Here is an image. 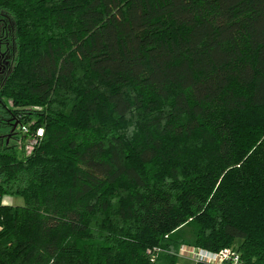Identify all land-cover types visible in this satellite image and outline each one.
<instances>
[{"label":"trees","instance_id":"16d2710c","mask_svg":"<svg viewBox=\"0 0 264 264\" xmlns=\"http://www.w3.org/2000/svg\"><path fill=\"white\" fill-rule=\"evenodd\" d=\"M0 36V264H264V0H0Z\"/></svg>","mask_w":264,"mask_h":264},{"label":"built area","instance_id":"2783aa9c","mask_svg":"<svg viewBox=\"0 0 264 264\" xmlns=\"http://www.w3.org/2000/svg\"><path fill=\"white\" fill-rule=\"evenodd\" d=\"M21 132L25 133L26 128L21 126L19 129ZM41 135V130L38 132ZM29 142V141H28ZM32 142L26 146V150H31ZM184 252H191L192 260H205L212 264H221L225 261H230L232 263L239 262V256L232 249H223L219 252H210L203 249L192 248L188 246H183L180 249L179 255L183 256Z\"/></svg>","mask_w":264,"mask_h":264},{"label":"flooded vegetation","instance_id":"af4514ba","mask_svg":"<svg viewBox=\"0 0 264 264\" xmlns=\"http://www.w3.org/2000/svg\"><path fill=\"white\" fill-rule=\"evenodd\" d=\"M12 49L8 40L0 36V80L6 76L9 71L11 59H12Z\"/></svg>","mask_w":264,"mask_h":264},{"label":"rangeland","instance_id":"374dc122","mask_svg":"<svg viewBox=\"0 0 264 264\" xmlns=\"http://www.w3.org/2000/svg\"><path fill=\"white\" fill-rule=\"evenodd\" d=\"M15 203L19 204V203H23V199L20 198V197H10ZM184 257H188L192 260V257H191V252H184L183 256H180L178 257V262L181 261L180 258H184ZM193 261V260H192Z\"/></svg>","mask_w":264,"mask_h":264},{"label":"crops","instance_id":"0c3cea01","mask_svg":"<svg viewBox=\"0 0 264 264\" xmlns=\"http://www.w3.org/2000/svg\"><path fill=\"white\" fill-rule=\"evenodd\" d=\"M180 259L181 261H179L177 264H193V261L188 257H184Z\"/></svg>","mask_w":264,"mask_h":264}]
</instances>
